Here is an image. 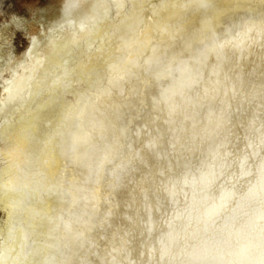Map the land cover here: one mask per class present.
I'll return each mask as SVG.
<instances>
[{
  "label": "rangeland",
  "instance_id": "obj_1",
  "mask_svg": "<svg viewBox=\"0 0 264 264\" xmlns=\"http://www.w3.org/2000/svg\"><path fill=\"white\" fill-rule=\"evenodd\" d=\"M53 1L0 0V31L6 28L11 44L8 62L11 58L13 60L15 57H21L29 51L30 41L24 30L20 28V23L33 24L31 7H35L38 11L48 10ZM129 1L131 3L127 5ZM190 1L77 0L76 3L70 0L68 2L74 4L73 9L76 10L70 17L63 16L65 27L70 24L65 31H73L69 30L71 27L70 29H74L75 39L77 40L78 35L79 41L87 44L78 51L77 46L74 49L68 47L66 51L57 54V60L51 55L53 52L44 55H47V69L44 72L45 76L38 79L43 84L38 88L39 97L38 95L35 97L38 98H36L39 102L37 105L47 107L39 116L32 117L33 119L26 118L31 115L30 110L22 113L19 119L20 122L22 121L19 123L20 131L17 132L18 134L14 133L20 136L18 140L22 138V147L25 148L21 147V151L8 158L6 161L9 164L2 163L4 170L3 175L0 176V186L2 190L5 188L12 191V194H17L10 197V205L15 206L17 212L14 219L10 220V225L4 230L6 234L1 232L3 242V250L0 253L1 264H50L53 246L49 242L48 235L50 230L51 233L53 232L58 221L55 215L56 194L52 191L54 190L52 178L55 181L59 173L55 157L56 155L61 157L59 141L64 136L63 131L67 133L69 130V127H65V123L73 111V105H79L78 101L84 92L92 86L95 87L98 80L103 78L108 70L115 69L118 61L123 57L125 51L122 38L124 31L127 30V22L144 12H163L166 7H173L174 13L175 8ZM209 8V2L201 1L183 15H179L178 19L174 15L171 21L164 19L162 28L165 37L156 44L159 47L154 49L153 54L145 59L141 67H133L134 69L129 70L124 78L117 81V88L113 86L112 90L106 89L98 93L100 97L93 104L91 119L97 116L98 120L107 121L113 101L123 97L127 88L137 83L153 66L161 64L166 53L187 35L192 29L191 25ZM179 18H181L180 22ZM255 27L244 28V33H239L238 39L228 43L224 40L225 33L216 35L215 38L220 44L215 48L214 56L219 61L214 67L215 70L205 78L206 81H199L191 92L179 90L175 93L165 117L161 119L164 138H159L156 128L146 129L142 135L143 138L146 137L145 143L132 157L138 158V161L132 165H125L127 176L122 187L136 186L141 177L150 176L154 163L188 156L186 179L180 181L175 177L174 183L172 181L167 188L165 187L167 198L165 204L162 202V206L166 210L159 213L157 218L153 217L148 221L150 226L146 228V235L141 241L142 248L136 264H264V187L260 184L261 179L264 178V151L256 150L255 153H249L252 152L249 149L257 145L255 143L263 145V142L259 143L258 136L249 134L250 131L230 137L231 130L226 129L218 137L220 138L218 145L206 151L202 158L198 159L199 162L191 161L196 150L194 146L196 141L205 136L211 140L207 131L208 125L221 126L222 117L225 115L231 120L232 113L241 108L239 103L244 100L242 98L244 89L258 88L260 82L264 81V35ZM141 39L142 37H138L137 41ZM36 61V57L33 58V62ZM228 62L231 66H237V71L231 68L225 73L228 70L226 69L224 75L233 74V79L219 83L218 77L222 74L220 69ZM21 73L17 75L18 80H26L29 69L24 68ZM22 82L19 83L23 84ZM151 82L153 81L150 80L149 83ZM54 93L57 94L52 96ZM45 94L46 101L41 99ZM52 97H56L55 102L48 104ZM44 101L48 103L45 104ZM255 106L253 111L258 112L261 105L255 103ZM249 109L243 107L240 114H234L233 118L243 117ZM188 116L192 118L189 119ZM35 123L39 133V137H35L37 148L32 149L28 154L27 136ZM228 124L229 122L226 126ZM257 127V131L259 128L264 131L262 122ZM8 136L6 139L10 140L11 135L9 138ZM103 141L108 144L106 140ZM242 148H244L243 152ZM48 149L51 153H48ZM257 168L263 170L259 172L263 173L262 177L255 175L244 180L245 171ZM174 186L177 187L175 192H170ZM88 199L91 201L90 197ZM46 203L48 204L45 205ZM172 213H175V216H171ZM3 217L4 214L0 210V220ZM123 229V233H126L127 229ZM64 231L68 233L66 225ZM13 234L19 237L15 239L16 235L13 238ZM106 234L102 233L100 240H104ZM128 234L131 240L138 238L136 232L133 233L136 235H131L130 232ZM4 236H6L5 242ZM71 236L77 239V234ZM12 241H15L14 246ZM9 242L12 244L10 245ZM101 244L102 241L98 242L92 253L96 254L102 248ZM11 246L17 247L15 252ZM93 258L95 255L88 259L82 257L79 262L94 264Z\"/></svg>",
  "mask_w": 264,
  "mask_h": 264
},
{
  "label": "bare ground",
  "instance_id": "obj_2",
  "mask_svg": "<svg viewBox=\"0 0 264 264\" xmlns=\"http://www.w3.org/2000/svg\"><path fill=\"white\" fill-rule=\"evenodd\" d=\"M71 1L73 2V0ZM74 1L77 3V0ZM201 1L210 3L209 10L199 16L191 25L192 29L187 35L166 53L161 64L153 66L134 85L127 86V91L123 97L113 101L107 121L105 119L100 121L97 116H93L91 119L93 104L100 97L98 93L106 89L112 90L113 86L117 88V81L124 78L123 76L133 67H141L145 59L150 57L154 49L159 47L156 44L165 37L162 28L164 19L171 21L173 15L178 19L179 15H183L184 12ZM68 2L70 0H54L50 9L49 7L48 10L44 9L46 11H38L35 7H31V16L34 20L31 22L33 24L20 23V28L24 30L28 41H30L29 51H26L21 57H15L13 60L11 58L9 62L7 61L11 53L9 34L7 35L6 28L0 31L3 32L0 34V176L3 175L4 170L2 163L6 162L7 164L6 160L16 155L23 148L22 138L18 140L20 136L16 135L20 131L19 123L22 121L20 122L19 119L22 113H27V110H30L31 115L26 117L30 119V117L39 116L40 112L47 107L45 106L48 103L45 102L46 94L42 95L41 98L45 100V107L40 106L41 104L37 105L39 102L35 97L39 94L38 88L43 84L38 79L45 76L44 72L47 69V55H44L47 52H53L51 55L57 60V54L66 51L68 47L74 49L77 46L76 50L78 51L87 44L79 41L78 35L77 40L75 39L74 29H70L71 27L69 30L73 31H65L70 24L65 27L63 16L70 17L76 10V8L73 9L74 4ZM129 3L131 2L129 1L127 5ZM172 8L166 7L164 13L144 12L127 22V30L124 31L122 38L125 51L123 57L118 61L115 69L108 70L104 77L98 80L97 85L94 83L95 87L92 86L84 92L78 101L79 105H73V111L65 123V127H69V130L67 133L65 130L63 131L64 136L59 141L61 157L59 155L55 157L58 166L56 168L59 169L58 177L55 181L51 177L54 186L52 191L56 194L55 215L58 221L52 230L53 232L51 233L50 230L48 235L49 242L53 246L50 264H90L79 261L82 257L88 259L94 255V264H136L142 248L141 241L146 235V228L150 226L148 221L153 217L157 218L159 213L166 210L162 206V202L165 204V198H167L165 187L167 188L172 181L174 183L175 177L180 181L186 179L185 169L188 166L186 162L188 156L154 163L150 176L141 177L136 186L122 187L127 176L125 165H132L138 161V158L132 157L136 150L144 145L146 137L143 138L142 135L146 129L156 128L160 135L159 138H164V127L161 126V119L165 117L168 105L172 102L175 93L179 90L191 92L199 81H206L205 78L211 71L215 70L214 67L219 62L214 56L215 48L220 44L215 38L216 35L225 33L224 40L228 43L238 39L239 33L245 31L244 28L255 26L264 35V0H191L190 3L186 2L175 8L174 13ZM180 21L181 18H179ZM7 30L9 29L7 28ZM138 37H142L139 42L137 41ZM31 57H36L37 61L33 62ZM10 65L12 67H9ZM227 65L220 67L222 74L221 77H218L219 83L233 79V74L224 75L223 72L226 69L228 70L225 73L231 68L237 71V66ZM24 68L29 69V73L25 77L26 80H22V82L18 80L17 75ZM150 80L153 82L149 83ZM244 90L245 93L242 96L244 100L239 103L241 108L232 113L231 120L226 118V115L223 116L221 126L208 125L207 131L211 140L205 136L196 141L194 145L196 150L193 152L191 161L199 162L198 159L202 158L206 151H210L218 145L220 143L218 137L226 129L231 130L230 137L249 131V134H255V137L257 135L259 143L262 141L263 145L255 143L257 145L255 148H250L249 151L252 152L249 153H255L256 150L264 151V131L260 128L258 129L260 132L256 130L261 122L264 124V81L260 82L258 88L251 89L249 87ZM56 94L54 93L52 96ZM55 98L52 97L48 104H53ZM64 99L67 101L66 98ZM255 103L261 105L258 110L260 114L256 110L258 114L253 111V108H256V106L254 107ZM35 104L36 106H34ZM243 107L250 109L243 117L240 116L239 118L238 116L239 119H234L233 117L240 114ZM191 118L192 116L189 117V119ZM228 122L229 124L226 126ZM21 126L24 128L23 125ZM7 135H11L10 140L6 139ZM38 135L35 123L27 136L26 151L29 152L28 154L32 152V149L37 148L35 137ZM103 140H106L108 144L106 145ZM243 150L244 148H242V152ZM49 165L51 166V164ZM261 171L263 170H259V168L245 171L244 180L255 175L262 177L263 173H259ZM47 181L49 182V180ZM48 182L47 184H49ZM260 184L264 187V178L261 179ZM1 188L0 186V210L4 217L0 220V253L3 250L1 232H4L5 228L10 225V220L14 219L17 212L15 206L10 205V197L17 196V194H12V191ZM175 188L177 187L174 186L170 192H175ZM89 197L91 201L88 199ZM46 208L48 207L46 206ZM173 215L175 216V213L171 214V216ZM76 218L77 224H75ZM117 220L119 221L117 222ZM65 225L68 233L64 231ZM123 227L125 228L123 229ZM122 229H127L126 233H123ZM20 230L18 231L20 232ZM129 232L132 233L131 235L137 234L138 238L131 240L130 235H127ZM135 232L136 234H133ZM74 233L77 234V239L71 236ZM102 233H107L104 240H100ZM15 235L13 234L12 237L14 238ZM4 237L5 242L6 236ZM16 237L19 236L16 235L15 239ZM100 241H102V248L96 254L92 253L94 246ZM18 245L16 246L18 247ZM17 247L12 248L17 249ZM145 249L148 251L146 246ZM3 253L6 255L5 252Z\"/></svg>",
  "mask_w": 264,
  "mask_h": 264
}]
</instances>
